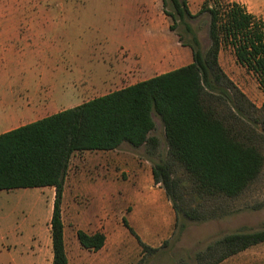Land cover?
Wrapping results in <instances>:
<instances>
[{
	"label": "rangeland",
	"instance_id": "rangeland-1",
	"mask_svg": "<svg viewBox=\"0 0 264 264\" xmlns=\"http://www.w3.org/2000/svg\"><path fill=\"white\" fill-rule=\"evenodd\" d=\"M212 1L187 0V5L196 14ZM221 1L239 3L264 22V0ZM162 9V0H0V134L189 64L191 51L182 44L188 36L181 25L169 30L171 21ZM187 21L205 51L209 17ZM218 61L260 109L264 91L254 74L236 63L228 47ZM247 119L258 125L257 134L264 131V113L253 110ZM153 120L150 136L158 140L153 151L122 144L71 158L61 204L69 264H193L195 253L211 241L264 228V167L241 196L229 199L196 195L183 168L171 163L177 203L204 218L186 221L177 235L171 203L152 178L153 163H170L162 124L154 115ZM256 144L264 156V132ZM51 193L50 188L0 191V264L32 252L39 243L51 251ZM145 195L149 199H142ZM122 219L157 252H143ZM74 221H96L102 227L106 242L101 252L73 247ZM220 264H264V243Z\"/></svg>",
	"mask_w": 264,
	"mask_h": 264
},
{
	"label": "trees",
	"instance_id": "trees-1",
	"mask_svg": "<svg viewBox=\"0 0 264 264\" xmlns=\"http://www.w3.org/2000/svg\"><path fill=\"white\" fill-rule=\"evenodd\" d=\"M162 8L171 21L169 30L181 25L188 36V42L181 43L191 51L189 64L0 134V191L54 188L51 264H67L61 204L71 158L112 151L122 144L155 150L158 140L150 136L155 129L153 115L162 124L170 163H153L151 173L171 203L177 235L186 221L204 218L196 209L177 203L171 163L183 168L196 195L229 199L241 196L264 167L256 144L264 131L257 134L258 125L247 119L253 110L264 113V103L256 109L218 61L221 49L230 48L236 63L253 73L264 91V22L239 3L221 0L205 2L196 14L189 11L187 0H162ZM202 14L209 17L205 51L187 21ZM122 223L143 252H157L141 242L126 219ZM76 238L83 249L93 252L106 242L103 232L78 230ZM263 243L264 228L236 231L208 243L192 263L220 264Z\"/></svg>",
	"mask_w": 264,
	"mask_h": 264
},
{
	"label": "crops",
	"instance_id": "crops-1",
	"mask_svg": "<svg viewBox=\"0 0 264 264\" xmlns=\"http://www.w3.org/2000/svg\"><path fill=\"white\" fill-rule=\"evenodd\" d=\"M29 103L30 102H28L27 105H26L27 106L26 110H29V107H30ZM0 121H1V119H0ZM46 188H50L52 190L51 197L53 199V197H54V193H53L54 188H52V187H46ZM46 188H40V189H46ZM64 191H65V188H64ZM63 199H64V192H63L62 200ZM142 199H149V196L145 195L144 197H142ZM95 202L98 203V201H96V200H95ZM93 217L96 218V215H94ZM62 222H63V220H62ZM95 222L96 221H89L88 223H85V222L83 223L82 222V225H80L81 223H78V222L74 221L73 225L75 226V239H74V241H75L74 244L75 245H73V247H77L78 248L77 250L79 252L83 251V250L84 251H88V250L83 249L79 245V243L77 241V238H76V232L78 230H82V231H84V232H86L88 234H93V233H96V232H103L102 227L100 225L98 226L97 222L96 223ZM63 229H64V231H66L64 222H63ZM50 241H51V239H50ZM50 241L47 242V243L45 242L44 245L48 246V244H50ZM64 244H65V251H66V256H67V264H69V257H68L67 248H66V235H65V232H64ZM104 246H103V248H104ZM103 248L100 249L99 251H96V252H101L103 250ZM29 250L23 256H21L22 255L21 252L17 253L14 256L13 261H11L9 264H21V262H25L26 264H45L46 261H47L46 264H51L52 263V249H51V251H48V250L47 251H43L41 249L40 243H39L37 248H35L32 252H30ZM91 252H93V251H91Z\"/></svg>",
	"mask_w": 264,
	"mask_h": 264
}]
</instances>
